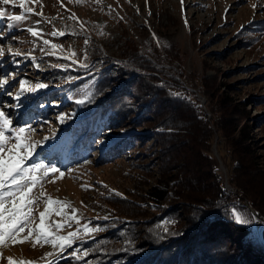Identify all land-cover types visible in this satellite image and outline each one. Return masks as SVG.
Wrapping results in <instances>:
<instances>
[{
    "label": "rangeland",
    "instance_id": "1",
    "mask_svg": "<svg viewBox=\"0 0 264 264\" xmlns=\"http://www.w3.org/2000/svg\"><path fill=\"white\" fill-rule=\"evenodd\" d=\"M19 4H0L7 15L26 17L0 19L5 34L0 73L24 80L25 90L19 101L0 93V104L12 121L9 127L24 128L25 142H40L20 166L35 162L59 171L43 178L39 170L33 174L39 183L25 196V203L33 200L32 223L15 242L4 238L0 264H86L80 259L89 263L95 251L111 257L138 244L133 262L163 255L172 264H254L255 258L243 259L237 243L264 264V210L258 206L264 207V0H25L32 13ZM12 23L16 26L8 28ZM8 44L21 55L10 56ZM103 83L104 92L92 103ZM20 91L17 84L13 93ZM167 98L190 102L203 113L196 119L201 152H190L181 142L188 136L171 118L157 114ZM106 103L109 109L115 104L127 110L125 118L119 113V123L107 128L102 125ZM223 105H228L226 112ZM89 108L101 125L92 121L83 134L80 125L88 122L84 113ZM231 121L248 133L237 152L219 130ZM86 134L89 144L78 154L75 141ZM6 135L9 145L17 143ZM14 151L25 155L23 148ZM184 155L210 173L207 179L191 177L187 189ZM232 178L258 191L260 199L253 203ZM159 184L169 192L165 198L151 191ZM202 198L208 204L198 202ZM202 206L219 208L216 216L242 211L250 222L240 231L227 228L240 233L235 235L240 241L209 236V246L201 231L195 239ZM41 213L52 243L38 238ZM208 222L200 230L213 226L220 231ZM72 233L71 247L62 250L60 243L68 241L59 237ZM110 242L116 248L107 251ZM74 248L81 258L70 256ZM124 258L120 263L129 264V256Z\"/></svg>",
    "mask_w": 264,
    "mask_h": 264
},
{
    "label": "snow or ice",
    "instance_id": "2",
    "mask_svg": "<svg viewBox=\"0 0 264 264\" xmlns=\"http://www.w3.org/2000/svg\"><path fill=\"white\" fill-rule=\"evenodd\" d=\"M14 2L15 0H0V4L3 5H14ZM19 7L23 9L25 13L33 12L32 8H25V0H20ZM4 18L12 22H20L25 20L26 17L24 15H7L4 10H0V19ZM15 26V23H12L8 25V28L11 29ZM27 31L30 32L33 37L38 35V33L32 28H28ZM55 34L56 33H53V35ZM7 39L12 40L14 37L8 35ZM4 40L5 34L0 32V58L5 56ZM85 42L87 43V40ZM44 43L47 44L48 41L45 40ZM7 49L10 56L14 57L21 55L19 51L13 52L11 44L7 45ZM85 59H87L86 55ZM37 67H39V65H37ZM84 67H87V65H84ZM10 80L14 82H10ZM25 83L24 80H14L13 73H0V93L7 96H14V99L17 101L20 100V96L25 90ZM17 84L21 91L14 94L13 89ZM47 86L48 85L46 84H37L36 88H45ZM77 102L84 103L83 100ZM5 107V105L0 104V154L5 153L7 150L6 155H0V244L4 242L5 237H7L9 241L15 242L19 233H22L24 228L32 223V221L29 220V216L31 215L33 200L29 198L25 203V196L31 191L33 185L39 183L33 174L39 170L41 177L43 178L44 174L48 171H59L58 169H53L50 165L35 162H30V167L20 166L22 161H26L28 157L31 156L32 150L35 149L40 142H25V139L22 138L23 133L25 132L24 128L9 127L12 124V121L9 116L6 115L4 111ZM60 119L63 123L64 118L61 117ZM28 131L32 132L34 130L29 128ZM6 133L10 134L17 143L9 145L7 142L9 137ZM20 148L25 150V155L20 156L18 151H14ZM52 203H59V201H52ZM43 216L44 214L41 213V224L37 230V235L39 240L45 243H52V241L48 240V234L43 224ZM232 218L238 224H246L250 222L240 210H234ZM105 219H107V217H105ZM95 230L97 229H92V231ZM31 236L32 229H29L28 237ZM75 236L76 233H72L69 237H59L61 242L68 241L67 244L60 243V248L65 250L67 247H71L72 238ZM79 251L80 249L74 248L72 253H70V256L79 259L80 257L76 256V253ZM85 255H87V253H85Z\"/></svg>",
    "mask_w": 264,
    "mask_h": 264
},
{
    "label": "trees",
    "instance_id": "3",
    "mask_svg": "<svg viewBox=\"0 0 264 264\" xmlns=\"http://www.w3.org/2000/svg\"><path fill=\"white\" fill-rule=\"evenodd\" d=\"M104 89L105 88H104V83H103L101 85V87L97 90V92H95L94 97L91 100L92 103H93V100L97 99L98 97H100L102 95V93L104 92ZM158 100L159 99H156L155 101L157 102ZM155 101H154V104L156 103ZM187 103H189L191 106H189ZM187 103H185L184 101L172 100V98H167V99L161 100L160 105H159V110H158L157 114L161 113V114H163V116L165 115L164 116L165 118L166 117L171 118V120L174 121L173 123H176V126L181 129V130L179 129V131H183L184 134H186V137L188 136L187 140H185L184 142L182 140L181 142H182V145L189 146V150H191L190 152H196V151H199V150L201 152V150H203V142L198 139V135H199L198 133L199 132H197V131L200 130V127L196 124V119H197V117L204 118L203 117V113L199 110L198 107H195L194 104H192L190 102H187ZM107 105H108V103L103 104V106H106V107H104L105 110H102L103 111L102 112V116H103L102 119L105 118V123L102 124V125H105L106 128L109 127V126L115 125L116 123L117 124L119 123L118 122L119 121L118 119H119V116H120L119 113H121V117L122 118H125V115L123 113V111L125 109L123 110V108H122V110H120L119 105H117V107H116L115 104L110 106V109H109V106H107ZM98 108H99V104H97V109ZM221 108H222L223 112H226V110H228V105H223V106H221ZM89 109H90V111L88 110L89 111L88 113H84V116H88V120H87L88 122L84 123L83 125H80V126H85V128L82 129L83 134H85V132H87V130H85L86 126L91 124L92 121H94L98 125H101V123L99 122L101 120H96V119H98V117H96L95 115H92V116L89 115V113L91 112V108H89ZM119 111H122V112H119ZM126 111L127 110H125V113H126ZM172 117L175 118V119H173ZM90 118H91V120L89 121ZM163 123H164V120H163ZM232 123L233 122L231 121L229 125H226V123L223 122V125L221 126V129H219V130L221 132V135L226 136L228 138V140L230 139V143L233 146V149L237 152V150L241 146H244V141H245L244 138L248 137V133H246L247 132L246 130L239 129L237 123H235L234 125ZM120 124H122V123L120 122ZM176 126L174 125V127H176ZM87 135L89 136V134H86V137L84 135H82V136L79 137L78 140L75 141V144H74L75 152L78 151V154H79V151H80L79 148L85 149V147L89 144V141L87 139ZM76 137H77V135L75 136V138ZM179 146H181V143H180ZM237 156H238V160L240 161L241 160V155H238V153H237ZM183 159L186 161L185 162L186 164L184 165L186 171L183 172V176H184V179H187L185 181V184H183V186L185 187L184 189H187V188L191 187V177L193 179H196L195 175L196 176L198 175L197 179L204 178V175H205L206 179L209 178V174L210 173H208L204 168L197 166V165H199L201 163L196 158L190 157L189 155L188 156L184 155ZM247 174L248 173L246 172L245 176ZM232 182L235 183V185L238 187L239 190L238 189L237 190L240 191V192L242 191L245 195L250 197L251 198L250 200H252V202L253 201L256 202L257 199H260V195H258L260 193H258V191H254L252 188L250 189L249 187L246 188L245 187L246 185L238 184L233 178H232ZM184 189H182V190H184ZM191 189L192 190L195 189L194 186ZM182 190L180 192H182ZM151 191L154 192L153 194L158 195V196H163L164 198L166 196H168V194H169L168 190L164 189L161 184L152 186L151 187ZM221 195L222 194H220V196H219L220 198H221ZM202 201L204 202L202 204H208V201L203 199V198L199 199L198 202H202ZM203 206L201 207V211L199 213V217L203 218V222L202 223H204V221L209 220L208 223L212 222V224L213 225L215 224L217 226V228H219L220 231L214 230L212 228L213 226L212 227L209 226V229L200 230V229L204 228L203 226H199V225L202 224V223H200L199 225H197L196 231L195 232L193 231L194 234H195V239H197V236H198V234L200 235V231H201V233H203V235H207L206 236V242L207 243H205V244L209 245V246H211L213 244L212 240L209 239V236L212 239H214V240L218 236L221 237V238L227 237L232 243H234V242L237 243V242L240 241V240L235 241V235H240V233H238V232H235L234 234L233 233H228L229 232L228 229L229 230H233V229L236 228L237 230L240 231L242 229V225L241 224L234 223V221H231V220H233L231 215H228V216L227 215L226 216L222 215L221 216V215L218 214L216 216L215 214L217 213L219 208H215V209L209 210V209H204ZM231 206H233V205H231ZM258 206L261 207L259 209L260 211L264 210V207H263V205L261 203H259ZM208 211H210L212 213L206 214V212L208 213ZM210 215L211 216L214 215L215 218L214 219H210L209 218ZM189 220H190V217H189ZM197 230H199V231L197 232ZM188 237H191V235H188ZM227 238H225V239H227ZM138 245L139 246H136L134 250H128L126 252H125V250H122L119 253H116L117 256H111V257L107 256L108 253L103 254V253L95 251L92 254V258L93 259L89 263H87V260H88L87 258L86 259H82L80 257L81 258L80 261H83V260L85 261L86 260V264H119L120 262H122L123 259H125L124 258L125 256H129V258H128L130 260L129 264H167V263H171V262L167 261L168 259H165L163 257V255H162V257L161 256H158V257L157 256H153V259L152 260L150 259V261L146 260V258H145L144 261H142L144 259V258L142 259V257L144 256L143 255L142 257L140 256L139 259H136L137 260L136 262H133L132 259L135 258V255H137V254H134V252H137L138 248L141 247L140 244H138ZM114 246H115L114 243L110 242L107 251H111L113 248H116V246L115 247ZM228 246L229 245H227V247ZM202 248L204 250H207L205 247H202ZM237 248H238V251L239 250H243V253H245V254L242 253V257H243L244 260H246L248 257L251 260H253L255 258L256 262L254 264H263V262L261 261V259L259 257L254 256V254L252 256L250 255L251 252L249 251V249H246V248L243 249L242 247H240V243H237ZM230 252H231V250H229V259L232 260L234 255H232ZM238 253H240V252H238ZM237 257H239V255H237ZM235 259H236V256H235ZM183 264H188V262H185ZM189 264H201V263L191 262ZM204 264H206V263H204Z\"/></svg>",
    "mask_w": 264,
    "mask_h": 264
},
{
    "label": "water",
    "instance_id": "4",
    "mask_svg": "<svg viewBox=\"0 0 264 264\" xmlns=\"http://www.w3.org/2000/svg\"><path fill=\"white\" fill-rule=\"evenodd\" d=\"M261 235H262V239H263V241H264V228H263L262 231H261Z\"/></svg>",
    "mask_w": 264,
    "mask_h": 264
}]
</instances>
